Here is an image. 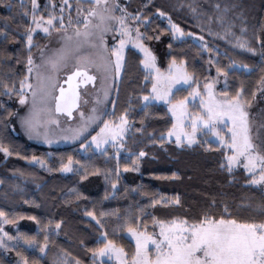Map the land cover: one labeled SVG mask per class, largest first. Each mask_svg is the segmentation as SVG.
<instances>
[{"label":"trees","instance_id":"16d2710c","mask_svg":"<svg viewBox=\"0 0 264 264\" xmlns=\"http://www.w3.org/2000/svg\"><path fill=\"white\" fill-rule=\"evenodd\" d=\"M70 2L72 5L78 2L85 6L84 9L90 4L89 0ZM7 4L13 5V8L9 10ZM38 4L41 9L39 14L47 16L46 5L50 7L52 4L59 14L61 0H38ZM123 5L130 13L143 10L144 16L151 14L153 22L147 29L141 24L140 30L147 31L149 35H160L166 52L159 55V51H156L159 64L163 65L165 61L168 63L172 56L177 59L183 57L188 71L195 72L202 82L210 73L207 70L210 66L206 63L210 55L218 58L221 67L230 61H237L254 70L230 72L228 91L234 92L242 83L246 96H251L252 90L257 88V80L264 75V60L260 55L264 51V0H126ZM25 8L31 11V0H3L0 3V28L4 29L0 33V143L8 146L12 153L5 156L0 152V209L14 221L6 224L10 233L16 234L12 229V225L16 224L17 233L35 236L41 242L45 236L44 225L54 230L55 222H62L61 228L51 234L47 256L41 258V264H56L61 261V256L68 257L71 261L78 258L81 264H92V256L88 250L96 247L97 237L102 231H107L110 239H115L131 254L135 248L132 240L123 233V229L117 234H113V229L116 224L123 223L126 215H134L142 205H149L145 209L149 215L143 219L149 222L150 231L153 230L152 216L164 220L187 217L189 221H193L205 212L219 217L225 207L232 214L230 218L241 221L264 220V191L245 183L251 177L243 168H235L231 174L228 172L224 151L218 144L208 140L211 145L208 150H205L206 145L202 140L191 147H177L173 140L166 141L163 146L149 144V139L157 140L172 124L167 108L161 104L153 103L149 106L150 117L147 119L145 133L153 131L155 136L137 137L134 142V138L129 135L126 147L120 151L119 157L112 145L107 146V157L99 151L86 152L81 149L80 145L88 136L68 146L46 147L32 143L16 133L12 126V116L7 113H14L18 107L20 93L16 91L5 95L3 84L6 82L9 87L14 84L18 90L21 79L26 75L28 46L23 25L28 23V17L23 15ZM66 8L64 6V11ZM157 8L166 12L172 22L178 24L185 33L202 35L208 48L213 50L212 53L203 49L202 43L196 42L191 36L174 40L170 31L160 32L161 28H170V25L166 17H160L156 13ZM74 12L75 8L71 6L68 13L73 17ZM9 16L12 19L5 24L3 18ZM217 17H220V21ZM131 20L134 21L132 18ZM229 27L231 34L225 31ZM242 28L245 30L241 31ZM235 35H243L248 47L255 48L256 52H248L233 45L231 39ZM33 39L32 55L46 43L48 34L38 31ZM154 41L146 40L145 43L152 48ZM169 44L172 45L171 48L168 47ZM126 55L115 111H111V100L107 118L118 117L131 103L133 110L129 119L135 121V127H139L143 111L137 107L141 103L137 97L142 91L149 89L151 83L142 84L146 73L139 64L141 55L138 51L129 46L126 48ZM211 70L215 71V66ZM188 92L189 88H182L173 99L183 97ZM115 95L114 87L113 96ZM129 95L132 97L131 101ZM141 149L147 155L139 158V171H133V156L138 155ZM129 150L131 155L128 154ZM69 155L74 162H87V173L83 169L79 172H49L38 162L25 159L33 156L42 158L49 167L59 169L61 162H67ZM222 163L225 167H221ZM126 164L129 165L127 171L124 168ZM117 166L119 179L116 189H113L111 181L117 179ZM97 168L101 170L99 173L96 172ZM109 169L110 178L106 180L105 173ZM173 172L177 173L176 178H172ZM81 176L85 178L81 180ZM106 193L114 194L106 196ZM78 195L79 199L76 198ZM177 195L180 198L179 205L162 202L151 206L152 198H171ZM87 211H93L101 219L103 229L95 220L86 216ZM102 211L109 214L101 218ZM113 212L119 214V220L116 215L111 214ZM30 216L37 217L40 223L29 219ZM16 251H22L30 262L38 254V250L26 248H17ZM16 251L12 248L7 251L0 248V264H16L20 259ZM68 253L71 255H67ZM105 264L110 263L105 261Z\"/></svg>","mask_w":264,"mask_h":264},{"label":"snow or ice","instance_id":"6c2138e0","mask_svg":"<svg viewBox=\"0 0 264 264\" xmlns=\"http://www.w3.org/2000/svg\"><path fill=\"white\" fill-rule=\"evenodd\" d=\"M3 0H0L2 3ZM67 0H61L60 15L57 16L55 5L48 8V15H38L41 11L37 0H31V11L25 8L23 15L28 17V23L23 25L25 32V42L28 46V56L26 60V75L20 81V87L17 90L15 85L12 87L5 82L3 84L4 94L11 95L18 91L19 103L26 104L28 98L23 94L25 91L31 92L32 102L28 111L20 115L9 111L8 116L16 115L19 117L21 126L28 134L29 138H42L45 143L51 144L50 125L59 126V121L54 119L55 114L68 113L72 115V109H79L81 93L78 91L80 85L91 83L96 89L92 97L93 106L86 115L80 111L81 122L78 126L70 128L64 135L65 140L84 139L89 131L94 130L98 125V130L94 131L80 148L86 152L97 150L107 157V146L112 145L116 150L117 157L122 149H125L129 135L137 137H153L155 133L148 131L147 119L150 117L149 106L154 102L164 101L167 104L168 112L171 114L172 124L166 133H161L160 137L153 141L149 139V144H163L175 137L177 147L182 145L192 146L200 142L198 137L205 136L204 144L208 150L211 145L208 140L217 143L224 151L226 167L231 174L234 168L241 167L243 171L251 177L245 183L249 185H264V121L257 123L251 117L249 109L253 105L257 92L264 96V75L257 80L258 88L252 90L251 96H246L244 85L235 88L234 92L228 91V77L230 72L252 69L247 64H240L237 61H230L227 65L221 67L218 58L211 56L206 63L209 64L210 71L215 66L216 76L205 77L203 87H200V78L195 72L187 69L186 60L181 57L177 59L172 56L168 61L166 69H162L157 64V57L145 41L161 39L160 35H149L147 31L142 32L140 25L147 29L153 21L150 16H144L143 10L130 13L127 8L117 3V0H91L87 11L77 3V15L75 19L69 14L68 21L64 20V6ZM6 7L11 10L13 5L7 4ZM23 7V5H21ZM69 9L71 5H68ZM219 7V5H217ZM119 10L121 13L117 15ZM195 11V9H193ZM156 13L160 17H166L170 28H161L160 32L170 31L174 40H182L186 36H195V33H185L176 23L172 22L171 17L166 12L157 8ZM131 17L136 22L135 34L133 28L126 22ZM5 24L12 19L11 16L4 17ZM211 20V17H209ZM220 21V17H217ZM57 21L59 26H57ZM222 22V21H221ZM113 29L119 33L120 39L109 49L105 42V35L112 32ZM245 29H241L244 31ZM38 31L44 34H50L55 31L59 38V47L50 49L41 48V63L36 64L31 53V47L34 43V34ZM226 33L231 34V28L225 29ZM4 29L0 28V33ZM7 35V33H5ZM115 38V37H113ZM259 39V37H257ZM204 38L200 37L199 42ZM231 42V41H230ZM131 44L141 55L139 64L143 66L146 75L142 84L151 83V87L137 97L141 103L137 106L143 111L140 119V126L135 127V121L130 120L133 105L131 103L120 113L118 117L109 119V109L105 102L112 100L115 111L116 99L119 95V82L123 75V67L127 59L126 45ZM236 44L241 49L255 53L256 49L247 46V41L242 37H236ZM85 46L95 49L91 55H80ZM171 44L168 45L171 48ZM202 48L210 54L212 49L208 48L206 43H202ZM264 60V51L260 53ZM19 62V61H17ZM95 72L96 74H93ZM66 75V80L61 83L58 77ZM224 77V91L217 92L216 85L219 77ZM35 79V82H31ZM99 79L100 85L96 87V81ZM60 84L59 95L55 94L56 85ZM67 84V88L63 85ZM195 84V87H193ZM115 87L116 95H112V89ZM187 87L190 91L183 97L173 99L175 94L182 88ZM200 103L198 110L192 111L189 105L197 107L196 99ZM132 97L129 95V101ZM55 100V109L51 107V101ZM88 99H84V104H88ZM264 112V109L261 110ZM100 121H103L100 123ZM190 125V128H189ZM255 126V131L253 127ZM222 129H226L222 131ZM0 152L5 156L11 155L10 148L0 143ZM131 155V151L128 152ZM18 155V153H17ZM147 154L141 149L138 155L133 156L132 170L139 171V158ZM31 161L38 162L42 168L47 171L79 172L82 169L87 173V162L73 161L71 155L67 162H61L59 169H53L42 159L25 157ZM119 165V159H117ZM221 167H225L222 163ZM127 171L129 165L124 166ZM101 170L96 169L99 173ZM111 169L105 173V179L110 178ZM117 179L111 181L112 188L116 189L119 179V166L116 169ZM177 173H172V178H176ZM85 177L81 176L83 180ZM71 191V190H70ZM114 193H106L112 195ZM142 195H148L142 193ZM79 199V195L76 197ZM162 202L167 204H180L179 196L162 197L160 199L152 198L151 206H156ZM27 203V201H26ZM149 205H142L136 209L135 214L126 215L123 223L116 224L113 234L121 232L130 235L135 242L134 251L129 254L125 247L118 244L115 239L109 238L107 231H102L97 237V245L89 249L92 256V264H105V259L114 262V264H264V220H238L230 218L231 213L227 207L223 209L222 214L217 217L202 214L198 219L189 221L187 217H171L168 220L159 219L152 216L149 230V222L143 217L149 215L145 211ZM109 213L101 212L100 217ZM117 220L120 219L118 213L113 212ZM87 217L95 220L96 224L103 229L104 224L93 211L86 212ZM29 219L40 221L35 216ZM134 221V222H133ZM14 223L8 218V214L0 209V248L6 251L11 247L13 251L17 248H26L33 251L38 250L37 256L33 257L31 262L22 251H16L20 257L16 264H41V258L47 256L48 243L53 231L61 228V221L55 222V229L44 225V241L41 242L35 236L17 233V236H10L5 230L4 225ZM143 224V227L141 225ZM158 229V231H157ZM22 242V243H21ZM83 243V241H81ZM67 255H71L68 253ZM56 264H70L65 257ZM75 264H81L76 258Z\"/></svg>","mask_w":264,"mask_h":264},{"label":"rangeland","instance_id":"374dc122","mask_svg":"<svg viewBox=\"0 0 264 264\" xmlns=\"http://www.w3.org/2000/svg\"><path fill=\"white\" fill-rule=\"evenodd\" d=\"M70 1L71 0H67V3L65 4V6L67 7L66 8L67 11L65 10L63 12L65 23H67V21H68V16H69V13H68L69 7H68V5L69 4L71 6H74V8H75V12H74L73 18L75 19L76 15H77V3L78 2H75L74 5H72V3ZM89 1L91 2V0H89ZM124 1H126V0H117V3L123 5V2ZM37 3H38V0H37ZM83 7H85V6H83ZM87 9H88V7H86L84 10L87 11ZM53 10L55 11V9H53ZM60 14L61 13H60V10H59V14L56 13V15L59 16ZM116 14L117 15H120L121 13L119 12V10H117ZM38 15H40V14L38 13ZM126 22L132 26V28H133V35H134L135 34V31L134 30H135V27H136L135 20L132 21L131 18L128 17L127 20H126ZM57 25L59 26L58 21H57ZM263 28H264V21H263ZM217 34H218V32H217ZM238 36L239 37H242V39L245 40L243 35H235L234 38L231 39V41H232L233 45H235L236 47H238L237 44H236V37H238ZM113 37H115V38H113ZM191 37L196 42H198V43H206L205 39L203 40V42H199L200 41V37H203L202 35H195V36H191ZM120 38L121 37H120L119 33H116L114 29H113L112 32L107 33L105 35V42L108 45L109 49ZM129 46L132 47V45L129 44V45H126V48L129 47ZM247 46H248V44H247ZM51 47H59V38H58V35H57V33L55 31H53L50 34H48V39H47L46 43L41 48L50 49ZM151 49H152V51H153V53L155 55L158 54V52H156L157 50L159 51V55H161V54H163V53L166 52V48L161 43V39L159 41L155 40L153 42V47ZM94 53H95V49H93L91 47H88V46H85L83 48L82 52L80 53V55H91V54H94ZM32 56H33L34 62L36 64H40L41 63L40 50L36 54H33ZM158 61H159V59L157 60V64L159 65V67H161L162 69H166L167 68L168 63L166 61H165V63L163 65L159 64ZM93 74H96V73L93 72ZM209 76H216V72L214 70H211L210 69ZM65 78H66V75H63V74H61L58 77V79L61 81V83H63V81L65 80ZM31 82L34 83L35 82V79L33 78V80ZM204 82H205V80L202 81V82H200V87L201 88L203 87V83ZM223 82H224V77L223 76L219 77V82L216 85V91L217 92H222L224 90V88H223ZM99 85H100V82H99V79H98L96 81V87L98 88ZM60 86H61L60 84H57L56 85V89H55V94L56 95H58L59 87ZM193 87H195V84H193ZM184 88H187V87H184ZM257 88H258V86H257ZM95 91H96V89L93 87V85L91 83L88 84V85H86L84 88H80V93H81V99L79 101L80 107H79V109H75L73 111L72 117L68 116L67 114H63V113H59V114H55L54 115V119H56V120L59 121V126L57 127L56 125H50V130H51L50 131V138L52 140V143L51 144L45 143L42 138H36V137L29 138L28 134L25 132L24 128L20 124L19 117L16 116V115H12V126H13V129H14V131L16 133L22 135L26 140H28V141H30L32 143H35V144H39V145L46 146V147L68 146V145L74 144L76 142H79L82 139H78V140H71V139L65 140L63 137L67 133V130L68 129L74 128V127L78 126L79 123L81 122L80 111L85 112L86 115L90 112V110H91V108L93 106L92 97L95 94ZM113 91H114V87L112 89V95H113ZM189 91H190V89H189ZM23 94L28 98V102L26 104H23L22 105V104L19 103V100H18V107L14 111V113H19L20 115H23V114H25L28 111L29 107H31V102H32V94H31V92L25 91ZM84 99H88L89 103L88 104H84ZM110 103H111V99H109V100H107L105 102V104H106V106H107L108 109H109ZM154 103L161 104V105H163V106H165L167 108V104L164 101H158V102H154ZM199 103H200V100H199V98H197L196 101H195V104H196L197 107H193L192 105H189L190 109L192 111L198 110ZM51 107H52V109L54 111V109H55V100H52L51 101ZM262 109H264V96H262L259 92H257L256 99H255L253 105L249 109L250 113L254 114L251 118L254 119L257 123H261L262 121H264V112L261 111ZM167 110H168V108H167ZM170 116H171V114H170ZM102 122L103 121H100V123H102ZM189 128H190V125H189ZM95 130H98V125L94 126V130L93 131H89V133L87 135L88 138L91 135L94 134V131ZM222 131H225L226 132V129H222ZM253 131H255V126L253 127ZM87 136H85L84 138H86ZM205 139H206L205 136L198 137V140H202L203 142H204ZM171 140H173L175 142V137H172ZM209 140L212 141L211 139H209ZM182 146H187V145L185 144V145H182ZM188 147H191V146H188ZM95 151H97V150H95ZM226 163L227 162L225 160V165H226ZM241 168H242V166H241ZM254 186H257V187H259L260 189H262L264 191V185H254ZM6 226L7 225L5 224L4 225V230L10 236H13V237L17 236V229L18 228H17V225L16 224L12 225V229L14 230V232L16 234L10 233L9 232V229H7ZM157 231H158V229H157ZM126 236L129 239H131L132 242L135 245V242L131 238V236L130 235H127V234H126ZM64 258H65V256H61V258H60L61 261ZM66 258L70 262V264H75V261H71L68 257H66ZM105 261L108 262V263H110V264H114V262L108 261L107 259H105Z\"/></svg>","mask_w":264,"mask_h":264},{"label":"water","instance_id":"95a60500","mask_svg":"<svg viewBox=\"0 0 264 264\" xmlns=\"http://www.w3.org/2000/svg\"><path fill=\"white\" fill-rule=\"evenodd\" d=\"M89 84H90V83H89ZM85 86H86V85H80L79 88H78V91H80V88H84ZM64 87L67 88V84H64ZM58 95H59V92H58ZM74 110H75V108L72 109V113H73ZM63 114H67V115H68V113H63ZM68 116H69V115H68ZM70 117H72V115H71Z\"/></svg>","mask_w":264,"mask_h":264},{"label":"flooded vegetation","instance_id":"af4514ba","mask_svg":"<svg viewBox=\"0 0 264 264\" xmlns=\"http://www.w3.org/2000/svg\"><path fill=\"white\" fill-rule=\"evenodd\" d=\"M67 78V77H66ZM66 78H65V80H66Z\"/></svg>","mask_w":264,"mask_h":264}]
</instances>
